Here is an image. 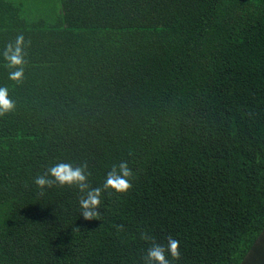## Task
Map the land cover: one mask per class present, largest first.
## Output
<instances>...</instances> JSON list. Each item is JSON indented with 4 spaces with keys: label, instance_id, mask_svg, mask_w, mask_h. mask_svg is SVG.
<instances>
[{
    "label": "trees",
    "instance_id": "1",
    "mask_svg": "<svg viewBox=\"0 0 264 264\" xmlns=\"http://www.w3.org/2000/svg\"><path fill=\"white\" fill-rule=\"evenodd\" d=\"M0 87V264H155L169 235L172 264H264V0H0ZM125 161L92 220L34 183Z\"/></svg>",
    "mask_w": 264,
    "mask_h": 264
},
{
    "label": "clouds",
    "instance_id": "2",
    "mask_svg": "<svg viewBox=\"0 0 264 264\" xmlns=\"http://www.w3.org/2000/svg\"><path fill=\"white\" fill-rule=\"evenodd\" d=\"M24 37L18 36L15 46L9 45L5 54V59L10 66H20L24 62L23 54ZM9 78L15 81H20L23 78L22 68L9 73ZM15 103L9 98V91L7 87H0V116H4L15 110ZM87 164L80 166H73L71 162H58L51 166L46 174H40L34 178V183L41 189L50 188L55 184L59 186H75L81 193H86L79 200V205L82 210L81 214L85 220H92L99 217L97 209L101 204V196L104 191L111 189L117 193H127L133 187L131 178L133 171L129 164L121 162L114 165L112 169L106 174L103 187L90 188L88 184V174L86 173ZM118 228L122 226H117ZM144 239L148 240L150 237L145 235ZM149 261L155 264H172V261L181 260V246L180 241L169 235L167 244L154 242L152 247L147 251ZM171 257V259L169 258Z\"/></svg>",
    "mask_w": 264,
    "mask_h": 264
}]
</instances>
